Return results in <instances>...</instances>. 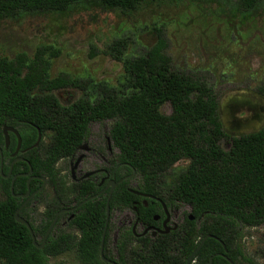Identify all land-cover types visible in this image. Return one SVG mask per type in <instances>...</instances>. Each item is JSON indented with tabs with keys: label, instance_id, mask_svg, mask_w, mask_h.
I'll list each match as a JSON object with an SVG mask.
<instances>
[{
	"label": "trees",
	"instance_id": "trees-1",
	"mask_svg": "<svg viewBox=\"0 0 264 264\" xmlns=\"http://www.w3.org/2000/svg\"><path fill=\"white\" fill-rule=\"evenodd\" d=\"M153 1L0 0V19L64 14L75 8L126 13ZM233 1L235 9L243 14L264 12V0ZM126 46L118 40L106 49L107 55L123 62L124 77L118 87L83 86L65 74L50 78L51 60L59 54L52 47H39L31 59L25 54L13 59L0 57V149L3 160L9 162L2 168L3 175L10 170V155L18 144L16 136L9 134L6 150L4 127L18 133L21 151L34 146L38 131L42 137L51 135L44 149L39 145L20 155L26 163H16L12 177L30 169L31 174L17 177L12 193L11 179L4 180L0 175V264H47L50 258L71 252L81 264H105L100 245L109 189L99 195L105 184L99 187L100 179L96 181L93 176L74 182L72 198L68 199L56 170L58 162L74 161L92 124L105 122L112 123L108 139L116 151L106 171L112 174L118 168L114 182H120L110 197L109 210H129L145 228L154 226L155 216L162 213L161 203L168 209L185 205L191 210L185 225L169 235L136 238L132 228L121 229L114 246L115 258L108 254L107 228L105 259L115 264H186L201 241L211 236L198 251L196 264H208L210 258L212 264H229L227 260L232 264H254L244 257L239 243L241 228L264 225V128L230 138L223 129L213 90L197 77L173 67L163 38L136 58L123 59ZM67 89L79 90L83 97L63 107L55 93ZM166 105L170 107L169 115L161 112ZM223 141L229 142L228 151L222 149ZM182 161H188L186 169L167 183L166 175ZM133 172L135 189L130 188V180H123ZM31 177L44 178L54 192L53 199L44 204L37 226L31 205L39 204L43 195L37 193L19 214L42 241L58 212L96 197L75 212L61 215L56 226L67 219V228L74 233L50 234L42 250L34 247L27 228L14 218L23 203L17 196L26 194ZM41 186L39 180L30 181V193ZM130 191L155 197L160 203ZM133 244L138 245L136 250Z\"/></svg>",
	"mask_w": 264,
	"mask_h": 264
},
{
	"label": "rangeland",
	"instance_id": "rangeland-1",
	"mask_svg": "<svg viewBox=\"0 0 264 264\" xmlns=\"http://www.w3.org/2000/svg\"><path fill=\"white\" fill-rule=\"evenodd\" d=\"M159 38L167 46V55L176 70L197 77L215 93L219 103V116L225 133L239 137L264 128V12L243 14L235 9L233 0H156L142 5L134 12L105 11L99 9H72L64 14H40L19 19H0V57L13 59L25 54L30 59L39 47H52L59 51L51 60L50 78L61 74L77 79L83 86L105 84L118 87L124 77L123 62L106 54L112 43H126L123 59L145 54ZM63 107H70L83 97L74 89L55 93ZM170 114L168 105L161 109ZM111 122L92 124L89 135L74 161L62 160L56 165L64 194L72 198V185L84 175L104 167V159L116 154L108 139ZM51 135L42 137L44 149ZM108 147V148H107ZM224 151L230 144L223 141ZM84 158L72 180L71 169L77 158ZM3 161V166H8ZM188 161L175 165L166 175V182L186 167ZM137 185L134 177L130 188ZM43 195L35 207L34 226L39 224L44 204L51 201L54 192L48 181ZM3 184L0 182V197ZM174 223L185 225L190 215L189 206H178ZM63 219L51 232L74 233ZM134 217L129 210H109L108 254L116 257L115 243L121 229H130ZM139 228L136 229L138 234ZM240 249L254 264H264V225L241 228ZM39 244L42 239L35 237ZM138 248L133 244V249ZM47 264H81L71 252L50 258ZM240 264H244L241 263Z\"/></svg>",
	"mask_w": 264,
	"mask_h": 264
},
{
	"label": "water",
	"instance_id": "water-1",
	"mask_svg": "<svg viewBox=\"0 0 264 264\" xmlns=\"http://www.w3.org/2000/svg\"><path fill=\"white\" fill-rule=\"evenodd\" d=\"M9 133L15 135V136L17 137V139H18V145H17V148H16L14 154L12 155L13 157H15V156L18 154L19 150H20V139H19V135H18V133H17L14 129L9 128V127H4V128H3V136H4V139H5V148H6V149H7V147L9 146ZM41 140H42V135H41V133L38 131V137H37V141H36V143L34 144V146H33L32 148H30V149L27 150V151H30V150L36 149V148L39 146ZM27 151H25V152H27ZM79 161H80V160H78L77 163H78ZM18 162H24V160H23L22 158H17V159H15V160L13 161V163L11 164V166H10V170H9L8 174H7L6 176H4V175H3V171H2V168H3V159H2L1 150H0V175H1V177H2L4 180H8V179L10 178V176H11L12 166H13L15 163H18ZM71 173L73 174V169L71 170ZM30 174H31V169H30L29 172L26 173V174L18 175V176H16V177H14V178L12 179V181H11V187H10L11 193L13 192V183H14L15 179H16L17 177H29ZM91 175H92V173L87 174L86 177H85V179L89 178ZM134 175H135V172H133L131 176H129L128 178H125L124 180H131V179L134 177ZM32 180H39V181L42 182V186H41V187H40V188H39L34 194L40 193V192L43 190V188L45 187V185H46V180H45L44 178L31 177V178L28 179V181H27V193H26L24 196H19L21 199H27V200H26V201H25V202L19 207V209L15 212L14 218H15V221H16L18 224H21V225H23V226H25V227L27 228V230H28V232H29V234H30V237H31V239H32V243H33L34 247H35L36 249H38V250H42V249L44 248L45 244H46V241H47L49 235L51 234L52 230L54 229V227H55V225H56V223H57V221H58V218H59L61 215L75 212L77 209L81 208L82 205L85 204L87 201H91V200L95 199L96 197L90 198L89 200H87V201L83 202L82 204L78 205L77 207L70 208V209H65V210H61L60 212H58V213L56 214L55 218L53 219V221H52V223H51L49 229L47 230V232H46V234H45V236H44V238H43L42 243H41L40 245H37L36 240H35V236H34V234H33V231H32V229H31V227L29 226V224H28L25 220H23V219L19 216L20 212H21L22 209L27 205V203H28V201H29V199H28V196H29V183H30V181H32ZM122 181H123V180H122ZM118 183H120V182H117V183H116V182H114V181H110V182L107 183V185L105 186V189H104V191H106V190L109 189V194H108V198H107V201H106V209H105V212H106V220H105V226H104V230H103V233H102L101 245H100V257H101V259L103 260V262H104L105 264H115L114 262H110L109 260H107V259H105V258L103 257V246H104L105 234H106V231H107V228H108V223H109V201H110V197H111V195H112L114 189L117 187ZM130 192L133 193V194H136V195H138V196L145 197L144 195L139 194V193H137V192H134V191H130ZM102 193H103V192H101L100 194H102ZM100 194H99V195H100ZM17 197H18V196H17ZM189 220L192 221L193 218L190 217ZM148 230H149V229H147L146 232H147ZM133 231H134V228H133ZM146 232H145V233H146ZM159 233H160V234H167V230H166V232H159ZM153 235H155V234H153ZM211 238H213V237H211V236H207V237H205V238L201 241V243H200L199 246L196 248V250H195V251L192 253V255L187 259L186 264H193V263H194L195 257H196V255H197L198 251L201 249V247H202V245L204 244V242H205L207 239H211ZM221 245H222V247H223V249H224V252H226V249H225L224 245H223L222 243H221ZM218 256L221 257V258H223V259H225V260H227V258H226L224 255H218ZM227 262H228L229 264H232L229 260H227ZM208 264H212V258H210Z\"/></svg>",
	"mask_w": 264,
	"mask_h": 264
},
{
	"label": "flooded vegetation",
	"instance_id": "flooded-vegetation-1",
	"mask_svg": "<svg viewBox=\"0 0 264 264\" xmlns=\"http://www.w3.org/2000/svg\"><path fill=\"white\" fill-rule=\"evenodd\" d=\"M90 128V127H89ZM9 134H11V133H9ZM13 135V134H12ZM15 136V135H14ZM17 138V137H16ZM41 143V142H40ZM18 145V144H17ZM40 145V144H39ZM8 148V147H7ZM17 148V147H16ZM108 148V147H107ZM1 150V149H0ZM7 150V149H6ZM16 150V149H15ZM27 151V150H26ZM15 152V151H14ZM14 152L10 155V157H11V159H12V162H11V164L13 163V161L15 160V159H17V158H21L20 157V155H23V154H25L26 152L25 151H21V150H19V152H18V154L15 156V157H13L12 155L14 154ZM79 153V152H78ZM1 155H2V151H1ZM115 155V154H114ZM114 155H108V157H107V159H104V161H103V163H104V167L103 168H100V169H98V170H95L94 172H91L92 173V175L89 177V178H91V177H93V176H96V181L97 180H99L100 179V184H99V187H101L102 185H104V188H103V190L101 191V192H103L102 194H105L106 192H107V190L106 191H104V189H105V186L107 185V183L108 182H110V181H114L115 180V173H116V171H117V169L118 168H115L114 170H113V172H112V174H109V172H107L106 170L110 167V165H109V162H110V160L114 157ZM2 159H3V156H2ZM23 159V158H22ZM24 160V159H23ZM78 160H80L78 163H77V161ZM4 161V160H3ZM83 161H84V158H82V157H79V158H77V160H76V163L74 164V166H73V174L71 173V175H72V180H75V176H74V174H75V171H78V168H79V166L83 163ZM18 163H26V161L24 160V162H18ZM11 164H10V166H11ZM16 164V163H15ZM14 164V165H15ZM13 165V166H14ZM13 166H12V168H13ZM71 169V170H72ZM20 175H23V174H20ZM87 175V174H86ZM86 175H84L83 176V178L82 179H79V180H77L76 182H80V181H82V180H86L85 179V177H86ZM16 176H18V175H16ZM16 176H14V177H16ZM98 176H99V178H98ZM14 177H12V170H11V176H10V178L9 179H11V181H12V179L14 178ZM8 179V180H9ZM88 179V178H87ZM124 180V179H123ZM100 192V193H101ZM27 193V192H26ZM35 193V192H34ZM34 193H30V190H29V196H28V199H29V201H28V203H27V205L25 206V207H27L30 203H32V201H33V199H34V197L36 196V194H34ZM99 193V194H100ZM102 194H100V195H102ZM25 195V194H24ZM24 195H20V196H24ZM145 197H142L143 199H145V200H150V201H154V202H157V203H160V201L157 199V198H155V197H152V196H149V195H144ZM19 197V196H18ZM141 197V196H140ZM20 198V197H19ZM21 199V198H20ZM21 200H23V203L27 200V199H21ZM22 203V204H23ZM38 203L37 202H33L32 203V205H31V210H33L32 211V213H31V215H32V218H33V216H34V212H35V207H36V205H37ZM143 205H144V207L146 208L147 207V203H146V201H143ZM161 206H162V213H159L157 216H155V218H154V226H151V227H148V228H145V227H143V226H141L136 220H135V217H134V214H133V217H134V225H133V227H131L132 228V232H133V234L136 236V238H140V237H146V236H148L149 234L151 235V238L152 239H154V238H156L157 236H165V235H169L171 232H174V231H176L177 229H178V226L174 223V221H175V216H176V212L174 211V209H177V207H171L170 209H168V208H166V206L164 205V204H162L161 203ZM24 207V208H25ZM23 208V209H24ZM22 209V210H23ZM59 219V218H58ZM190 219V218H189ZM58 222V221H57ZM57 224V223H56ZM56 226V225H55ZM55 228V227H54ZM133 228H134V231H133ZM137 228H139V232H138V234L136 233V229ZM147 229H149L147 232H146V230ZM166 230H167V234H160L159 232H166ZM146 232V233H145ZM153 234H155V235H153ZM193 264H196V262L194 261V263Z\"/></svg>",
	"mask_w": 264,
	"mask_h": 264
}]
</instances>
